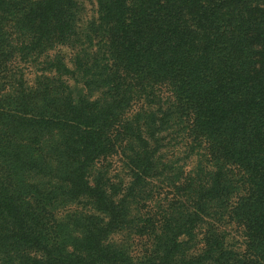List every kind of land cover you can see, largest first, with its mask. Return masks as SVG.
Listing matches in <instances>:
<instances>
[{
	"label": "trees",
	"instance_id": "obj_1",
	"mask_svg": "<svg viewBox=\"0 0 264 264\" xmlns=\"http://www.w3.org/2000/svg\"><path fill=\"white\" fill-rule=\"evenodd\" d=\"M0 0V264H264V0Z\"/></svg>",
	"mask_w": 264,
	"mask_h": 264
},
{
	"label": "rangeland",
	"instance_id": "obj_2",
	"mask_svg": "<svg viewBox=\"0 0 264 264\" xmlns=\"http://www.w3.org/2000/svg\"><path fill=\"white\" fill-rule=\"evenodd\" d=\"M82 8L83 21L89 20L94 16L95 0H79Z\"/></svg>",
	"mask_w": 264,
	"mask_h": 264
}]
</instances>
